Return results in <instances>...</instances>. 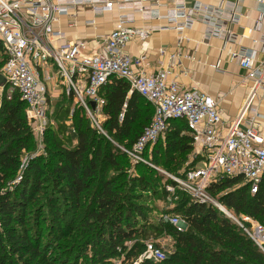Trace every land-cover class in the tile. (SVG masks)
<instances>
[{
  "label": "trees",
  "instance_id": "1",
  "mask_svg": "<svg viewBox=\"0 0 264 264\" xmlns=\"http://www.w3.org/2000/svg\"><path fill=\"white\" fill-rule=\"evenodd\" d=\"M6 60L0 46V69ZM99 95L104 99V134L91 126L85 110L74 103L72 92L64 94L55 102L53 113H48L49 121L54 113L61 121L55 130L49 123L44 131L46 160L41 156L30 159L21 172L22 158L32 151L34 137L19 94L14 92L8 99L6 89L2 90L0 264H78L80 260L99 264L116 256L118 249L125 251V241L159 229L174 236L176 250L157 264H264L263 252L237 223L249 228L242 219L246 217L264 226V176L255 194H250L241 177L222 176L210 183V196L237 221L213 205L193 202L172 179L145 164L132 165L129 156L118 149L132 150L152 119L150 104L118 78H111ZM68 132L74 134L75 145H71ZM149 149L156 168L182 177L187 170L177 172L183 155L194 149L193 136L185 121L171 120L164 138ZM131 167L140 174H128ZM19 175V181L11 185ZM141 193H150L169 204L165 215L182 218L187 225L185 231L179 232L169 223L163 222L161 228L150 224L151 208ZM26 213L35 220L48 213L50 221L58 224L60 239H67L66 244L53 241L54 232L44 242L41 236L29 234L24 228ZM53 247L55 261L48 258ZM136 248L133 245L127 257Z\"/></svg>",
  "mask_w": 264,
  "mask_h": 264
},
{
  "label": "built area",
  "instance_id": "2",
  "mask_svg": "<svg viewBox=\"0 0 264 264\" xmlns=\"http://www.w3.org/2000/svg\"><path fill=\"white\" fill-rule=\"evenodd\" d=\"M189 0H0V46L7 60L0 69L9 99L16 92L26 105L25 114L32 135L43 140L48 121V89L40 78L39 70L51 67L72 92L75 104L81 106L91 126L104 134L101 128L104 99L99 92L111 78L125 80L131 91H136L153 108L149 125L133 144L132 150L122 148L129 157L140 159L147 148L163 139L169 122L175 119L185 121L193 136L194 159L197 164L182 177L171 178L177 187L193 202L222 206L207 191L211 182L220 177H241L248 184L250 194H255L264 176V134L258 119L264 116L257 110V91L264 89V58L256 61L255 54L230 51L229 58L247 71V80L252 82L235 121L226 126L222 120L217 101L193 89L183 88L169 76L179 62L180 53L167 55V48L158 49L159 56L167 57L169 64L154 74L143 71L145 56L131 58L125 53L126 45L139 40L144 42L159 27L146 24L162 17L168 20L166 29L181 33L193 20L209 24L211 20H223L224 12L229 14L230 23L237 16L238 4L212 8L197 3L188 8ZM224 4L226 0H220ZM264 12V0H255ZM77 7L87 8L92 19L84 25L95 26V19L108 13H115L112 31L107 36H98L96 53L84 55L86 42L64 41L61 32L54 25L60 17L69 16ZM163 11L164 14H160ZM138 20L143 25H137ZM214 24V23H213ZM213 24L210 25L213 28ZM70 26L75 27L72 23ZM222 29V30H221ZM220 34L223 28H213ZM232 37L230 28L224 30ZM61 42V43H59ZM49 79V78H47ZM94 104V108L91 107ZM145 163L144 160H141ZM26 167V162L22 163ZM20 179V178H18ZM172 187L167 191L173 192ZM177 231H185L186 222L179 216L164 215ZM249 228L237 222L247 236L264 254V226L248 218ZM167 258L164 251L153 245L145 247L142 260L162 262Z\"/></svg>",
  "mask_w": 264,
  "mask_h": 264
},
{
  "label": "crops",
  "instance_id": "3",
  "mask_svg": "<svg viewBox=\"0 0 264 264\" xmlns=\"http://www.w3.org/2000/svg\"><path fill=\"white\" fill-rule=\"evenodd\" d=\"M197 3H203L215 9L226 6L227 12L230 11L228 5L237 3V16L231 23L229 14L225 12L223 20H211L209 24L193 20L181 33L166 29L169 22L163 17L152 20L146 24L163 29L152 34L144 42L139 40L129 42L125 47V53L131 58L144 55L146 59L143 71L150 75L160 69L159 62H162L164 68L169 64L167 57L159 56V48L166 47L167 55L179 52V62L171 71L169 79L183 88L196 90L216 100L222 120L226 126H229L235 121L252 86V82L246 79L247 71L230 60L229 52L252 53L255 54L256 61L264 58L263 8L255 0H226L224 4H221L220 0H189L187 6L192 8ZM160 14L164 12L161 11ZM115 15V13L105 14L95 19V26H85V21L92 19L91 12L87 8L77 7L71 10L69 16L60 17L54 29L63 34L62 42L85 41L83 54L91 55L99 48L96 37L107 36L112 31ZM72 23L75 27L70 26ZM212 24L213 28L221 27L224 30L230 28L233 36L226 38L224 30L218 35L215 34L210 26ZM137 25H143V22L138 20ZM39 73L48 89V113H50L52 102L57 101L64 94L67 95L69 91L54 68L43 67ZM1 92L0 88V95ZM256 106L258 112L264 116V89L257 91ZM257 122L264 134V117ZM75 144L76 140L73 142V145Z\"/></svg>",
  "mask_w": 264,
  "mask_h": 264
},
{
  "label": "rangeland",
  "instance_id": "4",
  "mask_svg": "<svg viewBox=\"0 0 264 264\" xmlns=\"http://www.w3.org/2000/svg\"><path fill=\"white\" fill-rule=\"evenodd\" d=\"M56 101H53L52 104L50 105L51 109H50V113H53L54 111V104ZM62 103H65V100L62 101ZM74 105V103H72V106ZM56 106V105H55ZM56 113L51 114L50 116V129L51 130H55L57 124L61 121L60 119L57 120L58 118L55 117ZM49 129V130H50ZM69 133V141L71 143V145H73V142L75 140V136L72 132H68ZM105 138H108L107 135ZM118 146V145H117ZM118 149H120L118 147ZM147 155L146 158L144 159L143 154L145 153L146 150H144V152L142 153V155H140L141 160H144V162H142L140 159H136L134 157H129L130 162L132 165H136V164H145L148 167L153 168L154 170L164 174L166 177L168 178H176L177 176H175V174L172 173H168L166 171H164L161 168H156L153 163L151 162V149H147ZM47 151L48 148H46L45 145V139H43L41 142L37 141L36 138H34L33 140V149L30 153H27L23 156L22 158V163L26 162V165L29 163L30 159H33L35 157H39L41 156L42 158H44V160H46L45 158H47ZM194 152H195V147L193 149L192 152H190L187 155H183L182 160L183 163L181 165V167L178 170V174H183L185 172V170H189L192 166V164H197V162H195L196 160L194 159ZM25 167L22 166L21 167V172L22 170H24ZM20 172V174H21ZM141 172L143 173L144 171L141 170ZM140 174L138 171L134 170L133 167H131L128 170V174L132 175V176H136V174ZM18 178H21L20 175L19 177H17L12 183L11 185L17 183L19 181ZM153 180V179H151ZM156 184L158 186H161V182L156 181ZM144 198L143 200L147 201V205L149 206V208H151V213L148 215V222L150 224H153L154 226H159L161 228V224L164 222L162 217L165 215V210L171 208L169 204H166L164 201H162V199L160 198H154L152 197V195L150 193H141ZM216 201V200H215ZM217 202V201H216ZM218 204V202H217ZM35 208V207H34ZM33 208V209H34ZM31 213H26L24 215V220H25V226L24 228L29 230V234L31 235H35L37 237L41 236V241L44 242L45 239H49V236H51V232H54L56 238L53 240L55 241L60 240L59 242H61L62 244H66V240H62L60 239V234L56 231L58 224L54 223L53 221H50V216L48 213H43V216L41 218H37L36 220L30 216ZM231 215V217L233 218L234 221H237L236 218L233 217V214L230 212L229 213ZM243 221H245V218H242ZM36 222V223H35ZM248 222V221H247ZM165 223V222H164ZM249 223V222H248ZM249 225L251 226V223H249ZM17 227L16 225H12ZM148 244H153L159 248H161L164 253L166 254L167 258L169 259L174 253H175V245H176V241L173 235H171L170 233L163 231L161 229L156 230L154 232L149 233L148 235L144 236H136L133 238V240L130 241H125L123 243V246H125V251L118 249V254L116 256L110 257L108 259L102 260L99 264H142L144 261L142 260V256L145 250V247ZM135 245L137 248L135 250V252L132 254V256L127 257L126 254H128L130 248ZM144 246V248H143ZM123 251V252H122ZM56 250L55 247H53V250L51 251L50 255L48 258H51L52 261H55L56 258ZM91 252H89V257H91ZM51 261V262H52ZM152 264H157L156 262H151ZM40 264H45L44 262H40ZM78 264H91V261H84V260H80L78 262Z\"/></svg>",
  "mask_w": 264,
  "mask_h": 264
},
{
  "label": "water",
  "instance_id": "5",
  "mask_svg": "<svg viewBox=\"0 0 264 264\" xmlns=\"http://www.w3.org/2000/svg\"><path fill=\"white\" fill-rule=\"evenodd\" d=\"M4 84V78L0 75V86ZM91 107L94 108V104L91 103ZM228 217L232 218L231 215H228Z\"/></svg>",
  "mask_w": 264,
  "mask_h": 264
},
{
  "label": "bare ground",
  "instance_id": "6",
  "mask_svg": "<svg viewBox=\"0 0 264 264\" xmlns=\"http://www.w3.org/2000/svg\"><path fill=\"white\" fill-rule=\"evenodd\" d=\"M223 214H225V215H230L227 211H226V209L225 208H223V207H221L220 209H219Z\"/></svg>",
  "mask_w": 264,
  "mask_h": 264
}]
</instances>
